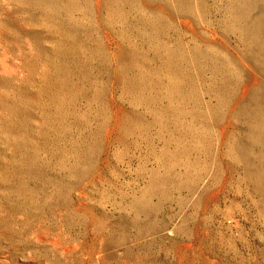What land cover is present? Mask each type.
<instances>
[{
	"label": "rangeland",
	"instance_id": "1",
	"mask_svg": "<svg viewBox=\"0 0 264 264\" xmlns=\"http://www.w3.org/2000/svg\"><path fill=\"white\" fill-rule=\"evenodd\" d=\"M0 264H264V0H0Z\"/></svg>",
	"mask_w": 264,
	"mask_h": 264
}]
</instances>
